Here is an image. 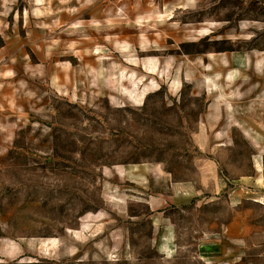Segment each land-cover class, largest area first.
Segmentation results:
<instances>
[{
  "label": "rangeland",
  "instance_id": "obj_1",
  "mask_svg": "<svg viewBox=\"0 0 264 264\" xmlns=\"http://www.w3.org/2000/svg\"><path fill=\"white\" fill-rule=\"evenodd\" d=\"M263 68L264 0H0V264H264Z\"/></svg>",
  "mask_w": 264,
  "mask_h": 264
},
{
  "label": "crops",
  "instance_id": "obj_2",
  "mask_svg": "<svg viewBox=\"0 0 264 264\" xmlns=\"http://www.w3.org/2000/svg\"><path fill=\"white\" fill-rule=\"evenodd\" d=\"M243 57L244 56H242L241 58L242 59H240V61H242V63H244L243 61H244V59H243ZM248 59V58H247ZM250 70H254L253 68H251ZM262 71L264 72V68L262 69ZM228 79H231V78H229V77H227ZM259 166V165H258ZM259 170H260V166H259ZM239 203H237V201H230L229 202V206L231 207V208H236V206L238 205ZM261 205H263V203H261ZM240 225L238 224V221H237V217H235V218H233V219H231L230 220V222L228 223V224H226V227L228 228V230H229V234L232 236V235H234V236H236L237 234H238V228H240L239 227ZM241 234H242V232H241ZM246 233H244V235H245ZM164 246H165V248H166V250L169 248V245L167 244V243H165L164 244Z\"/></svg>",
  "mask_w": 264,
  "mask_h": 264
},
{
  "label": "bare ground",
  "instance_id": "obj_3",
  "mask_svg": "<svg viewBox=\"0 0 264 264\" xmlns=\"http://www.w3.org/2000/svg\"><path fill=\"white\" fill-rule=\"evenodd\" d=\"M149 65V64H148ZM149 67V66H148ZM155 68L156 67H149L148 68V70H150V72H154V70H155ZM152 84V83H151ZM177 88V87H176ZM144 94V93H143ZM145 95V94H144ZM57 240L56 239H54V240H51L50 242H48V244H47V242H43V243H41V246L43 245V246H45V253L46 252H48V245H49V243L52 245H57ZM168 244V243H167ZM169 245V244H168ZM164 248H165V246H164ZM171 249H172V245H169V248L167 249L168 251H171ZM165 250H166V248H165Z\"/></svg>",
  "mask_w": 264,
  "mask_h": 264
}]
</instances>
